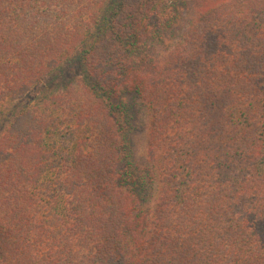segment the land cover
Segmentation results:
<instances>
[{
    "label": "trees",
    "instance_id": "16d2710c",
    "mask_svg": "<svg viewBox=\"0 0 264 264\" xmlns=\"http://www.w3.org/2000/svg\"><path fill=\"white\" fill-rule=\"evenodd\" d=\"M74 60L0 131V264H264V0H0V121Z\"/></svg>",
    "mask_w": 264,
    "mask_h": 264
},
{
    "label": "rangeland",
    "instance_id": "374dc122",
    "mask_svg": "<svg viewBox=\"0 0 264 264\" xmlns=\"http://www.w3.org/2000/svg\"><path fill=\"white\" fill-rule=\"evenodd\" d=\"M73 63L65 65L64 69L55 76L47 77L40 81L35 88L32 89L27 95L13 102L12 105H4V117L0 121V131L3 125L13 119L19 111L25 109L28 106H33L34 103L38 102L39 98L45 94H52L53 91L59 90L64 87V83L67 81H73L78 76L79 67ZM135 104V133L134 141L136 146V157L139 164L144 165L147 159L148 153V112L146 107L140 99L130 98Z\"/></svg>",
    "mask_w": 264,
    "mask_h": 264
}]
</instances>
